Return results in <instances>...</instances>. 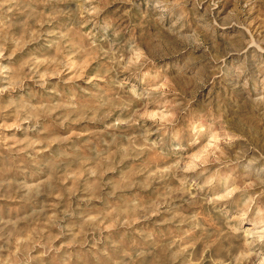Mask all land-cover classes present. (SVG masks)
Instances as JSON below:
<instances>
[{
  "label": "clouds",
  "instance_id": "1",
  "mask_svg": "<svg viewBox=\"0 0 264 264\" xmlns=\"http://www.w3.org/2000/svg\"><path fill=\"white\" fill-rule=\"evenodd\" d=\"M63 2L0 0V77L21 73L0 86V264H264L261 78L225 115L205 105L224 61L186 0L44 11Z\"/></svg>",
  "mask_w": 264,
  "mask_h": 264
},
{
  "label": "rangeland",
  "instance_id": "2",
  "mask_svg": "<svg viewBox=\"0 0 264 264\" xmlns=\"http://www.w3.org/2000/svg\"><path fill=\"white\" fill-rule=\"evenodd\" d=\"M186 3L189 13L196 20L202 22L201 27L207 33L211 47L217 50L224 61L225 75L216 85H210L213 90L205 98V105L218 109L224 112L225 115L229 112H243L246 105L251 103L250 98L245 100L246 92H253L256 89L258 77L261 78V85L264 86V52L259 50L264 49V2L262 0H186ZM56 6L53 4L51 7L55 8L46 7L44 11H51L53 15L58 17L68 16L75 21L82 10L80 0H64L58 7ZM229 9H233L231 15H227ZM33 15H36V13ZM116 15H119V13H116ZM137 15L138 10L133 9V17L135 18ZM241 21L244 23L251 22L252 32L250 35L252 39L247 42H245L242 30L234 26ZM57 26H59V21ZM44 30H51L50 26L45 24ZM44 39L48 38L45 37ZM45 50L43 40L40 44L29 45V51H36L38 54ZM17 59L19 60V57ZM237 64L247 69L248 89L243 87V81L240 82L239 87H234L236 81L232 69ZM19 75H21L19 69H13L11 72L6 73L5 77H0V86H4L7 82L19 83L16 79ZM9 95L17 99L20 98L18 91L11 94L5 93V101L8 100ZM16 135L23 137V133H16ZM5 163V161H0V167H3ZM34 171H38V169H34ZM13 178L23 180L24 174L23 172L9 173L5 177V179ZM0 192H3V190L0 189ZM21 194L17 193V195ZM43 201H46V197L39 196L36 206L38 207L40 202ZM0 205H3L4 214L6 215L11 210L12 201L11 199L0 201ZM164 218V216L154 217L153 222L155 224L156 221Z\"/></svg>",
  "mask_w": 264,
  "mask_h": 264
}]
</instances>
